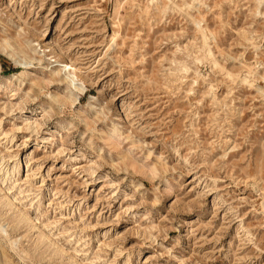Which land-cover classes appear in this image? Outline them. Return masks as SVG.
I'll list each match as a JSON object with an SVG mask.
<instances>
[{
	"label": "rangeland",
	"instance_id": "obj_1",
	"mask_svg": "<svg viewBox=\"0 0 264 264\" xmlns=\"http://www.w3.org/2000/svg\"><path fill=\"white\" fill-rule=\"evenodd\" d=\"M0 264H264V0H0Z\"/></svg>",
	"mask_w": 264,
	"mask_h": 264
},
{
	"label": "bare ground",
	"instance_id": "obj_2",
	"mask_svg": "<svg viewBox=\"0 0 264 264\" xmlns=\"http://www.w3.org/2000/svg\"><path fill=\"white\" fill-rule=\"evenodd\" d=\"M261 1V0H260ZM204 36V45H205V51L207 52V54L209 55V56H212L213 54H212V52H211V50L209 49V48H207V41H206V36L205 35H203ZM65 66H67V65H65ZM68 67V66H67ZM243 80H247L246 79V77H243Z\"/></svg>",
	"mask_w": 264,
	"mask_h": 264
}]
</instances>
